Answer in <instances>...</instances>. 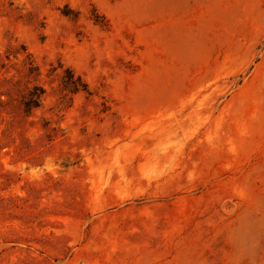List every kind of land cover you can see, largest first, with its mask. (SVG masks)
I'll list each match as a JSON object with an SVG mask.
<instances>
[{
	"label": "rangeland",
	"instance_id": "1",
	"mask_svg": "<svg viewBox=\"0 0 264 264\" xmlns=\"http://www.w3.org/2000/svg\"><path fill=\"white\" fill-rule=\"evenodd\" d=\"M0 264H264V0H0Z\"/></svg>",
	"mask_w": 264,
	"mask_h": 264
},
{
	"label": "trees",
	"instance_id": "2",
	"mask_svg": "<svg viewBox=\"0 0 264 264\" xmlns=\"http://www.w3.org/2000/svg\"><path fill=\"white\" fill-rule=\"evenodd\" d=\"M77 80H79V81H77V82H80V79H77ZM83 86H86V85H84V83H83ZM75 89H77V86L75 87Z\"/></svg>",
	"mask_w": 264,
	"mask_h": 264
}]
</instances>
